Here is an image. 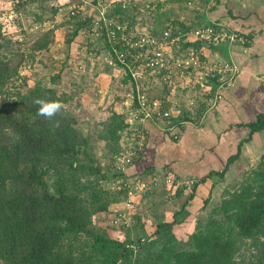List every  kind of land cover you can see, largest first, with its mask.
Returning a JSON list of instances; mask_svg holds the SVG:
<instances>
[{
  "label": "rangeland",
  "instance_id": "374dc122",
  "mask_svg": "<svg viewBox=\"0 0 264 264\" xmlns=\"http://www.w3.org/2000/svg\"><path fill=\"white\" fill-rule=\"evenodd\" d=\"M91 1L82 0L81 9H92ZM95 1L94 7L103 8L108 19L132 23L138 30H144L141 27L149 23L158 24L165 13L169 21L176 17L188 21L194 18L184 0ZM195 2L198 12L202 11L204 2ZM73 5L72 0H0V41L9 42L7 52L13 53L15 60L21 58L19 77L7 85V97H13L15 91L24 93L27 87L53 88L63 95L67 100L64 107L75 116L76 128L87 141L70 193L80 196L88 207L93 204L92 194L97 195L96 203L101 198L111 200L105 212L92 216L91 229L131 245L133 257H160L159 263L163 264L175 252L188 249L193 235L205 231L211 221L222 219L220 206L224 196L238 190L259 165L264 145L254 157L246 158L221 179L217 177L213 184L200 188L199 198L190 210L184 209L183 204L195 180L178 182L173 175L164 173L154 180L145 176L146 187L127 207L116 156L120 151H134L135 159L144 140L139 126H127L123 120L133 99L132 86L107 52L97 15L92 12L88 17L78 7L76 12ZM46 38L50 41L47 49L32 50L35 41ZM152 85L155 94H164L158 89V81ZM194 97L198 101L201 98L198 93ZM175 100H181L180 94ZM185 115L191 124L199 122L196 112ZM109 117L114 118L107 121ZM163 223L170 226L157 232Z\"/></svg>",
  "mask_w": 264,
  "mask_h": 264
},
{
  "label": "trees",
  "instance_id": "16d2710c",
  "mask_svg": "<svg viewBox=\"0 0 264 264\" xmlns=\"http://www.w3.org/2000/svg\"><path fill=\"white\" fill-rule=\"evenodd\" d=\"M72 1L75 11L78 7L88 17L92 12L98 14L95 0L91 1L93 7L89 11L81 9L82 0ZM184 1L197 4V0ZM225 2L215 0L210 9ZM164 16L158 24H147L154 27L155 34L169 21L168 13ZM203 16L204 13L197 12L195 19L206 22ZM212 23L230 29L224 22ZM172 24L184 31L189 29L183 17H176ZM49 42L48 38L35 41L32 50L47 49ZM191 44L201 46L197 42ZM213 47L222 54L229 48L225 42L210 48ZM8 49L9 42L0 41V261L3 264H160V257H133L131 245L91 229L92 216L105 212L111 200L101 198L96 203L97 195L92 194L93 204L88 207L80 196L70 193L79 170V156L84 153L87 141L76 128L75 116L64 107L67 100L53 88L27 87L24 93L15 91L13 97H7V85L19 77L21 66V58L15 60ZM132 92L134 97L133 88ZM37 99L61 102V111L52 118L39 115ZM125 112L124 124L132 126L130 110ZM200 112H197L199 116ZM249 127L248 137L238 144L221 171H212L193 182L188 200L193 198L198 184L212 174L224 176L239 157L241 144L250 141L255 132L264 130V113ZM182 130L179 125L175 131L166 133L177 141ZM130 166L125 175L143 174L131 172ZM220 211L222 219L211 221L205 231L193 235L188 249L175 252L163 264H264V156L238 190L224 196ZM166 226L170 225L161 224L157 232Z\"/></svg>",
  "mask_w": 264,
  "mask_h": 264
},
{
  "label": "crops",
  "instance_id": "0c3cea01",
  "mask_svg": "<svg viewBox=\"0 0 264 264\" xmlns=\"http://www.w3.org/2000/svg\"><path fill=\"white\" fill-rule=\"evenodd\" d=\"M203 19L206 22L222 21L247 39L245 43L224 47V54L214 47L204 49L210 60L233 62L238 68L235 80L231 86L221 90L222 98L214 107L208 108L197 102L195 112L201 111L200 124L182 125L177 141L169 138L166 133L169 131L152 122L143 123L140 129L144 140L130 166L131 172H143L153 180L159 179L163 173L170 174L181 182L221 171L227 159L236 152L238 144L248 137L249 125L264 113V0H226L217 8L208 9ZM59 82L62 83L63 78ZM263 145L264 130L255 132L250 141L241 144L239 157L229 165L224 176L241 161L254 157ZM217 177L212 174L198 184L193 198H185L184 209L190 210L199 198L200 188L213 184ZM186 195L184 189L183 196Z\"/></svg>",
  "mask_w": 264,
  "mask_h": 264
},
{
  "label": "built area",
  "instance_id": "2783aa9c",
  "mask_svg": "<svg viewBox=\"0 0 264 264\" xmlns=\"http://www.w3.org/2000/svg\"><path fill=\"white\" fill-rule=\"evenodd\" d=\"M214 2L208 0L202 4L200 12L206 14ZM186 7L194 17L191 21L184 20L188 30L174 26L170 20L156 34L151 26L138 30L127 22L110 20L103 8H97V24L105 35L107 52L129 75L132 83L135 95L127 109L130 110L132 126L136 128L149 121L171 132L179 125L191 123L184 114L194 113L197 102H203L208 108L214 107L222 98L221 90L231 86L235 80L237 66L227 60L208 59L204 49L219 42H225L230 47L235 43H245L247 39L221 23H199L195 19L199 7L190 1ZM191 42L201 46L198 48ZM156 81L160 85L158 89L164 90V94L153 92L152 82L156 84ZM195 93L201 96V101L194 97ZM176 94H180L181 100H175ZM141 137L144 139L143 135ZM133 159L134 151H120L115 163L123 175L122 190L127 197V207L147 183L143 174L125 175Z\"/></svg>",
  "mask_w": 264,
  "mask_h": 264
},
{
  "label": "clouds",
  "instance_id": "9594fccd",
  "mask_svg": "<svg viewBox=\"0 0 264 264\" xmlns=\"http://www.w3.org/2000/svg\"><path fill=\"white\" fill-rule=\"evenodd\" d=\"M36 103L40 105L37 110L38 114L45 117L52 118L61 111V102L59 101H46L43 99H37ZM57 123L59 122L57 121Z\"/></svg>",
  "mask_w": 264,
  "mask_h": 264
},
{
  "label": "bare ground",
  "instance_id": "6f19581e",
  "mask_svg": "<svg viewBox=\"0 0 264 264\" xmlns=\"http://www.w3.org/2000/svg\"><path fill=\"white\" fill-rule=\"evenodd\" d=\"M222 22V21H221Z\"/></svg>",
  "mask_w": 264,
  "mask_h": 264
}]
</instances>
